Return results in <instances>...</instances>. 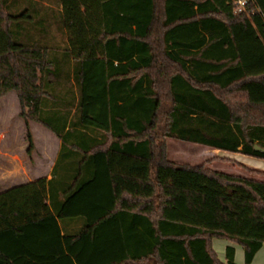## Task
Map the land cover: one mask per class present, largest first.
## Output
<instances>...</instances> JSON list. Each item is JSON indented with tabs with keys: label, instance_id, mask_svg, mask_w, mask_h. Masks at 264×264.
<instances>
[{
	"label": "trees",
	"instance_id": "obj_1",
	"mask_svg": "<svg viewBox=\"0 0 264 264\" xmlns=\"http://www.w3.org/2000/svg\"><path fill=\"white\" fill-rule=\"evenodd\" d=\"M42 2L0 0V99L60 148L49 180L0 192V264H57L25 241L52 219L78 224L70 264H223L218 239L250 264L264 172L178 165L165 139L264 159V0Z\"/></svg>",
	"mask_w": 264,
	"mask_h": 264
},
{
	"label": "rangeland",
	"instance_id": "obj_2",
	"mask_svg": "<svg viewBox=\"0 0 264 264\" xmlns=\"http://www.w3.org/2000/svg\"><path fill=\"white\" fill-rule=\"evenodd\" d=\"M52 3V0L42 2L43 5H52L58 10V7ZM50 34L53 36L52 43L62 47L66 38L62 31H58V24L51 23ZM19 115V101L15 98L8 97L0 104V176L11 175L10 172L13 170L20 174L23 168L27 174L32 172V168L41 167L43 171H47L49 161L55 157L57 152L55 135L40 124L32 121L25 122ZM165 145L167 146V159L178 165L202 166L209 171L245 178L249 175L248 171L246 172L240 165L244 164L245 168L250 166L264 169V159L213 151L200 145L179 142L170 138L165 139ZM9 152L17 156L19 160L14 158V162H10L8 157H5V154ZM219 240H215V254L221 253V248L217 243Z\"/></svg>",
	"mask_w": 264,
	"mask_h": 264
},
{
	"label": "crops",
	"instance_id": "obj_3",
	"mask_svg": "<svg viewBox=\"0 0 264 264\" xmlns=\"http://www.w3.org/2000/svg\"><path fill=\"white\" fill-rule=\"evenodd\" d=\"M15 98L17 99V95L14 92H10L5 95L0 100V104L5 101L6 98ZM20 106V103H19ZM34 123V122H33ZM32 127V125H31ZM43 127V126H42ZM49 134V133H48ZM52 136V135H51ZM53 137V136H52ZM57 141V152L55 157L49 161V168L47 171H43L41 167L39 168H32V172L27 174L26 170L23 168L20 174L16 173V170L11 171V175L7 176H0V192L6 191L10 188L24 185L25 183L35 182L40 180V178H44L46 180L50 179L51 171L54 167V162L57 157L59 151V140L56 138ZM5 157H8L10 162H14V158L19 160V158L12 153L5 154ZM242 163V162H241ZM243 164V163H242ZM244 165V164H243ZM246 166V165H245ZM248 166V165H247ZM246 166V167H247ZM248 168L257 170L259 172H264V169H257L255 167ZM250 177V175H248ZM245 178V177H244ZM260 180H264L258 178ZM26 238L25 241L32 250L39 255L47 256L50 258L54 257L57 264H70V255L68 254L66 247H65V235L68 233L69 236L73 235V232L79 229L78 224L75 222L70 224H62L58 219H52L45 224H43L40 228L35 226H27L26 228ZM219 247L221 248V253L216 254L219 258L220 262L226 264L225 261V250L227 247H232L234 249V261L236 264H245L244 263V254L243 249L236 243H231L226 240L220 239L218 242ZM215 240L212 242V248L215 251ZM57 252V253H56ZM250 264H264V247L261 248L255 255L254 259L250 262Z\"/></svg>",
	"mask_w": 264,
	"mask_h": 264
},
{
	"label": "built area",
	"instance_id": "obj_4",
	"mask_svg": "<svg viewBox=\"0 0 264 264\" xmlns=\"http://www.w3.org/2000/svg\"><path fill=\"white\" fill-rule=\"evenodd\" d=\"M235 8V12L241 13L245 6L248 4L249 0H232Z\"/></svg>",
	"mask_w": 264,
	"mask_h": 264
},
{
	"label": "water",
	"instance_id": "obj_5",
	"mask_svg": "<svg viewBox=\"0 0 264 264\" xmlns=\"http://www.w3.org/2000/svg\"><path fill=\"white\" fill-rule=\"evenodd\" d=\"M257 151H260V152H263L264 151V149L262 150V149H260L259 147H256L255 148Z\"/></svg>",
	"mask_w": 264,
	"mask_h": 264
}]
</instances>
